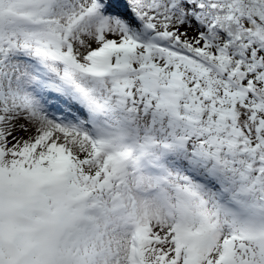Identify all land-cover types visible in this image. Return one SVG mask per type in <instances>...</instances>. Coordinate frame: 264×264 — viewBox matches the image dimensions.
<instances>
[{"label": "snow or ice", "instance_id": "6c2138e0", "mask_svg": "<svg viewBox=\"0 0 264 264\" xmlns=\"http://www.w3.org/2000/svg\"><path fill=\"white\" fill-rule=\"evenodd\" d=\"M0 264H264V0H0Z\"/></svg>", "mask_w": 264, "mask_h": 264}]
</instances>
